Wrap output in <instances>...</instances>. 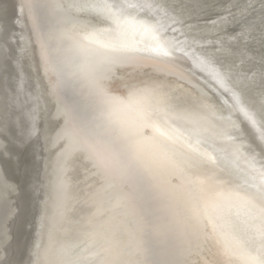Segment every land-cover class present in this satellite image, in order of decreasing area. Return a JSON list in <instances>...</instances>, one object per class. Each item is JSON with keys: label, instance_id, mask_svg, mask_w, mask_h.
Instances as JSON below:
<instances>
[{"label": "bare ground", "instance_id": "obj_1", "mask_svg": "<svg viewBox=\"0 0 264 264\" xmlns=\"http://www.w3.org/2000/svg\"><path fill=\"white\" fill-rule=\"evenodd\" d=\"M101 2L0 0V264H264V0Z\"/></svg>", "mask_w": 264, "mask_h": 264}, {"label": "snow or ice", "instance_id": "obj_2", "mask_svg": "<svg viewBox=\"0 0 264 264\" xmlns=\"http://www.w3.org/2000/svg\"><path fill=\"white\" fill-rule=\"evenodd\" d=\"M150 5L147 4H126V5H117L114 3H110L109 0H102L101 3L93 5V7L99 8L107 19L112 20L114 23H133L135 22V17H131L127 15V10L130 8L137 7H148ZM259 195L261 198V203L264 204V167L261 169V185ZM250 203L255 204V198L251 197ZM264 211V208H262Z\"/></svg>", "mask_w": 264, "mask_h": 264}, {"label": "water", "instance_id": "obj_3", "mask_svg": "<svg viewBox=\"0 0 264 264\" xmlns=\"http://www.w3.org/2000/svg\"><path fill=\"white\" fill-rule=\"evenodd\" d=\"M16 27L18 26V25H16V24H14Z\"/></svg>", "mask_w": 264, "mask_h": 264}]
</instances>
